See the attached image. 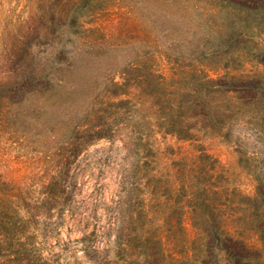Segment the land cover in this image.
Segmentation results:
<instances>
[{
  "label": "rangeland",
  "instance_id": "1",
  "mask_svg": "<svg viewBox=\"0 0 264 264\" xmlns=\"http://www.w3.org/2000/svg\"><path fill=\"white\" fill-rule=\"evenodd\" d=\"M53 1L0 0V75L7 69V57L15 53L23 57L19 74L5 84L0 83L2 172L28 182L32 189L39 188L42 179L29 178L31 168L53 169L60 143L73 135L75 127L88 121L87 112L102 96L109 79L118 77L129 63L142 60L150 71L156 66L170 71L171 80L185 87L189 85L180 74L182 68L201 63L216 66L234 89L231 99L216 97L236 109L235 116L222 130L195 127L192 132L197 140L185 142L170 134H157L154 142L159 156L173 158L190 143L194 148H205L218 159L223 168L222 178L229 179L230 187L252 191L253 172L259 173L264 184V71L254 77L258 63H264V25L251 29L243 25L241 32L231 27L228 33L220 34L227 4L231 3L236 9L246 4L264 9V0H228L229 3L223 0H100L97 4L100 10L93 5L85 7L99 12L84 18L88 21L85 28H76L86 36L69 32L71 35L67 34L65 40L59 39L57 20L47 11ZM225 65L228 68H222ZM261 67L264 69V65ZM241 72L245 74L239 75ZM38 73L43 76L48 73V76L43 78L44 83L36 86L33 76ZM30 74L33 84L24 82ZM147 76L149 88L155 87V77L149 71ZM57 79L61 81L57 83ZM256 90L260 93L255 94ZM136 96L142 101L141 112L144 113L163 101L162 95L149 97L142 91ZM109 146L110 143L104 141L89 146L81 143L78 154L72 157L68 174L69 204L85 216L78 226L72 223L70 216L57 221L55 215L40 230H33L36 227L33 221L24 223L29 238L38 242L37 248L57 263L82 264L84 260L82 250L73 253L75 247L84 242L80 229L91 226L88 195L96 186L95 181L105 174L102 167L107 166L102 163ZM230 197L232 202L239 200L236 195ZM254 222L239 223L245 241L223 236L218 241L211 237V246L204 251L199 249L201 244L196 248L198 261L189 262L182 258L184 232L169 231L166 236L167 241L175 242L174 251L179 258L171 261L169 248L162 252L164 256L158 250L152 227L148 236L149 263L218 264L220 259L224 264L223 257H228L231 264H264V246L257 243L253 247L246 243ZM188 223L191 224V220ZM144 236L145 232L140 230L135 249L137 264H145ZM13 261L16 260L8 264Z\"/></svg>",
  "mask_w": 264,
  "mask_h": 264
},
{
  "label": "trees",
  "instance_id": "2",
  "mask_svg": "<svg viewBox=\"0 0 264 264\" xmlns=\"http://www.w3.org/2000/svg\"><path fill=\"white\" fill-rule=\"evenodd\" d=\"M99 1L54 0L47 11L57 20L59 39L65 40L69 32L86 36L76 28H85L88 21L84 18L99 12L85 9L93 5L100 10ZM223 2L229 3L228 0ZM230 4L226 6L221 36L231 27L241 32L243 25L250 29L264 25V9L246 4L237 10ZM22 58L19 53L7 57V69L0 75L1 85L19 74ZM262 65L264 63H258L254 77L264 71ZM209 66L201 63L182 68L180 74L189 85L185 87L173 82L171 72L164 68L156 66L150 71L145 61L131 62L118 77L109 79L104 93L87 112L88 121L75 127L73 135L60 143L55 167L50 170L31 168L29 178L42 179L39 188L32 189L28 182L0 170V264L11 260L16 261L10 264H60L37 248L38 242L29 238L24 223L33 221L36 224L33 230H40L55 215L57 221L70 216L72 223L78 226L85 216L69 204V169L81 143L89 146L99 141L109 142L110 148L102 163L107 166L102 167L105 174L95 181L96 186L88 195L91 226L80 229L84 242L75 247L73 253L82 250V264H137L135 249L140 230L145 232V264H150L148 236L152 227L158 250L162 254L169 248L171 261L179 258L174 251L175 242L167 241L169 231L185 233L182 258L188 262L198 261L196 248L201 244L199 249L204 251L211 246V237L218 241L221 236L245 241L239 231L242 221H255L246 243L253 247L257 243L264 246V184L259 173L253 172L252 191L230 187L229 179L222 178L223 168L218 159L205 148H194L189 143L181 154L162 159L154 142L157 134H170L183 142L194 141L197 135L192 132L193 128L222 130L235 116L234 105L223 104L216 98L228 96L231 99L234 89L223 78L221 68ZM148 71L155 77V87L149 88ZM46 76L48 73L34 75L36 86L44 83ZM24 82L33 84L31 74ZM140 91L149 97L162 95L163 101L155 103L147 113L141 112L142 101L136 96ZM161 163L164 165L160 166ZM75 179L78 181V174ZM231 195L239 200L232 202ZM242 204L244 207H239ZM80 207L78 205V209ZM223 259L224 264H231L228 257ZM219 260L218 264H222Z\"/></svg>",
  "mask_w": 264,
  "mask_h": 264
}]
</instances>
